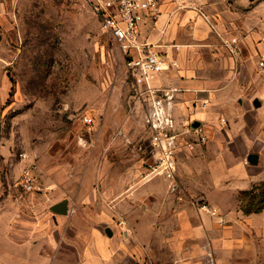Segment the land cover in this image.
Masks as SVG:
<instances>
[{
    "label": "crops",
    "instance_id": "crops-1",
    "mask_svg": "<svg viewBox=\"0 0 264 264\" xmlns=\"http://www.w3.org/2000/svg\"><path fill=\"white\" fill-rule=\"evenodd\" d=\"M183 2L186 6L179 8L174 0H161L160 16L139 23L141 39L156 44L158 52L178 62L176 68L149 79L154 86L169 85L167 89L172 90L170 112L175 125L186 121L191 127L192 122H199L196 128L191 127L193 145L183 143L177 149L175 189L162 178L146 180L142 165H125L117 179L111 181L110 175H105L85 197L68 200L66 214L50 210L51 214L32 220L26 217L24 205L2 200L0 264H264V209L245 214L239 208L240 191L264 180V153L257 151V162L249 163L248 154L245 160L244 152L236 149L248 127V115L260 119L250 141L260 138L257 149L264 146V133H260L264 126V75L258 68L264 54V0ZM191 17L194 31L202 30V58L187 53L174 56L175 30ZM215 28L238 33V55L222 57L220 42L207 40ZM222 58L231 61V71L212 72L208 64ZM250 63L259 71L262 86L258 98L247 102L241 96L256 82L250 80L247 87L241 72ZM229 78L231 82H223ZM131 86L134 89L132 77ZM256 99L255 109L252 103ZM203 101L207 106H201ZM139 104L142 119L136 126L143 128L144 137L143 115L148 107ZM132 126L129 120L125 129ZM200 134L205 136L204 142L196 141ZM228 163L239 167L236 175L228 172L229 168L217 170L218 165ZM225 177H237V181L228 184L231 180ZM96 190L102 194L96 196ZM200 201L216 208L219 216L200 209ZM79 206H83L80 211L76 209ZM16 207H22L21 211Z\"/></svg>",
    "mask_w": 264,
    "mask_h": 264
},
{
    "label": "rangeland",
    "instance_id": "rangeland-1",
    "mask_svg": "<svg viewBox=\"0 0 264 264\" xmlns=\"http://www.w3.org/2000/svg\"><path fill=\"white\" fill-rule=\"evenodd\" d=\"M0 14V202L24 205L26 217L35 220L51 214L53 202L85 197L105 175L117 179L125 165H142L144 172L151 155L148 127L143 137V128L136 126L142 119L140 100L123 53L89 6L83 0H0ZM192 20L176 28L174 56L187 53L202 58V30L194 31ZM229 37L241 39L237 32L215 28L207 40L220 42L224 57L230 54L224 42ZM223 59L208 64L210 70L231 71V61ZM241 73L244 85L256 82L241 100L258 98L259 71L250 63ZM82 114L91 116L93 124L83 123ZM248 116L243 140L236 147L245 160L247 154L264 153V146L257 149L260 138L250 141L260 119ZM129 120L133 126L125 129ZM260 133H264L262 125ZM22 151L27 159L20 158ZM28 160L35 177L30 192L20 185ZM216 168L219 172L229 168L236 175L239 167L228 163ZM225 179L232 185L237 181V177ZM101 194L96 190V196Z\"/></svg>",
    "mask_w": 264,
    "mask_h": 264
},
{
    "label": "built area",
    "instance_id": "built-area-1",
    "mask_svg": "<svg viewBox=\"0 0 264 264\" xmlns=\"http://www.w3.org/2000/svg\"><path fill=\"white\" fill-rule=\"evenodd\" d=\"M97 17L101 29L115 42L117 47L126 55L125 63L129 71L133 87L137 96L148 111L144 115V121L149 129L147 149L151 155V161L147 163L143 172L146 180L162 178L170 184L174 190L176 173L177 149L185 143L189 147L193 145L189 140L193 130L189 123L180 122L175 125L170 112L173 94L171 89L163 86H154L149 82L152 75L158 74L178 66V62L167 58L157 50V45L141 39L139 23L144 18L156 20L160 14L161 0H83ZM184 6L183 0H175ZM226 48L232 55H238L240 47L236 37L224 40ZM135 52V55L132 52ZM258 68L264 75V54L258 60ZM201 106H207V102H201ZM81 120L87 125L93 124L91 116L82 114ZM225 119L221 118V122ZM205 136L198 135L197 142H204ZM20 158L26 159L27 153H19ZM31 163L26 162L21 172V186L25 191H33L35 177L31 171ZM198 207L212 216H219L218 210L207 203L199 202Z\"/></svg>",
    "mask_w": 264,
    "mask_h": 264
},
{
    "label": "trees",
    "instance_id": "trees-1",
    "mask_svg": "<svg viewBox=\"0 0 264 264\" xmlns=\"http://www.w3.org/2000/svg\"><path fill=\"white\" fill-rule=\"evenodd\" d=\"M239 208L245 213H258L264 209V180L254 183L239 193Z\"/></svg>",
    "mask_w": 264,
    "mask_h": 264
},
{
    "label": "water",
    "instance_id": "water-1",
    "mask_svg": "<svg viewBox=\"0 0 264 264\" xmlns=\"http://www.w3.org/2000/svg\"><path fill=\"white\" fill-rule=\"evenodd\" d=\"M253 104H254V106H257L258 105V100L256 99L253 102ZM198 124H199L198 121H194V122H192L191 127L192 128H196L198 126ZM257 159H258V156H257L256 153H250L247 156V161L249 163H256ZM67 203H68V200L67 199H63V200H61L59 202H56V203L52 204L50 206V210L55 212V213H58V214H66L67 213ZM105 231H106L107 234H110L109 228H107Z\"/></svg>",
    "mask_w": 264,
    "mask_h": 264
}]
</instances>
